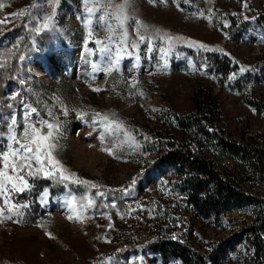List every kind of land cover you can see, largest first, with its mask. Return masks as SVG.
I'll return each mask as SVG.
<instances>
[{
  "label": "rangeland",
  "instance_id": "374dc122",
  "mask_svg": "<svg viewBox=\"0 0 264 264\" xmlns=\"http://www.w3.org/2000/svg\"><path fill=\"white\" fill-rule=\"evenodd\" d=\"M104 2L89 0V6ZM36 3L0 0V21H4L0 23V63H5L0 77L13 81L4 86V100H0V151L7 149L12 117L16 118L18 138H23L25 105L36 107L42 119H51V111L64 122L61 134L53 141L58 145L53 154L68 172L76 174L73 180H87L97 187L71 181L65 187L53 179L28 177L25 171L34 189L13 193L12 201L27 207L11 220L5 211L0 220V264H181L173 254L162 256L150 250L148 243L161 237L206 251L215 240L232 233L234 224L229 218L219 224L196 211L173 166H157L140 182L136 179L127 194L123 189L167 149L161 143L153 147L144 144L150 131L159 133L165 124L176 131L177 116L195 111L193 97L199 87H210L219 97L230 136L241 140L244 134L264 131V79L260 75L264 0H134L132 14L150 31L160 29L180 39L166 60L159 48L162 44L167 47V42L155 36L149 54L146 40L133 55L122 52L118 68L110 74L92 70L93 63L104 67L110 59L107 52H100L101 47L106 45L113 55L116 52L118 38L109 44V33L98 22V17L110 10L94 8L93 35L85 43L83 20L87 11L82 0H59L55 27L41 32L34 31V18L27 15ZM39 7L41 17L51 12L46 0H40ZM21 11L25 15H20ZM131 24L128 31L135 37L134 21ZM19 27L23 33L14 32ZM96 39L102 44L96 45ZM199 43L210 50L200 48ZM54 48L68 55L50 67ZM241 67L246 71L241 73ZM233 73L235 78L229 79ZM4 83L0 81V86ZM97 87L101 90L95 91ZM251 101H259L263 110ZM61 105L69 110L67 117ZM78 111L87 117L80 118ZM93 112L107 114L123 127L111 124V131L102 125L93 127ZM36 121L37 114H32L28 122L41 127ZM41 130L46 132V126ZM121 141L123 145L113 148V155L103 150ZM133 143L135 147L130 146ZM192 146L198 149L194 142ZM45 187L49 193L41 198ZM70 193L77 204L87 203V198L95 201L81 220L67 219L70 213L65 202ZM230 215L239 225L240 215Z\"/></svg>",
  "mask_w": 264,
  "mask_h": 264
},
{
  "label": "trees",
  "instance_id": "16d2710c",
  "mask_svg": "<svg viewBox=\"0 0 264 264\" xmlns=\"http://www.w3.org/2000/svg\"><path fill=\"white\" fill-rule=\"evenodd\" d=\"M261 23L264 25V15ZM14 32L23 33V28ZM260 75L264 79V63ZM0 81L6 82L0 86V100H4V86L13 81L3 76ZM193 100L195 111L177 116V132L167 124L159 133L150 129L144 144L161 143L167 149L136 179L140 182L157 166L175 167L196 211L219 224L229 218L234 231L215 240L206 251L161 237L147 247L162 256L173 254L181 264H264V131L244 134L241 140L230 136L219 97L210 87H199ZM251 102L263 110L259 101ZM231 213L240 215L239 225Z\"/></svg>",
  "mask_w": 264,
  "mask_h": 264
},
{
  "label": "snow or ice",
  "instance_id": "6c2138e0",
  "mask_svg": "<svg viewBox=\"0 0 264 264\" xmlns=\"http://www.w3.org/2000/svg\"><path fill=\"white\" fill-rule=\"evenodd\" d=\"M46 2L48 4V7L51 9L50 13H46L41 17L40 13L42 9L39 7L40 0H37V3L33 5V12L27 14L34 18V31L36 32L49 30L55 27L54 17L56 14V6L58 5L59 0H46ZM82 2L87 11V18L83 20L85 29L87 31L85 43H87L93 35V29L91 26L93 24L94 8L99 10H110L104 11V14L98 17V22H100L102 26L106 27V30L109 33V44H112L114 42V38H118L115 39V55L112 54V50L106 45L100 48V52L102 54L107 52L110 59L107 61L106 66L104 67H101L97 63H93V72L103 71L106 74L112 73L113 70L118 68L119 62L122 58V52H124L128 56H131L136 50L139 49L140 44L144 43L146 40L149 44L146 52L151 54L153 52L151 41L157 35L159 36V39L161 41L167 42V47L163 46L162 44L159 48V52L162 54V58L166 60L167 56L172 51L174 42L177 39H180L179 37H173L171 35H168L167 33H163L160 29H154L150 31L148 25L144 24L139 18H136L132 14L134 12V0H122L121 3H113L112 0H105L104 3H97L93 6H89V0H82ZM2 6L3 5H0V7ZM244 6L247 7V4L245 3ZM20 15H25V13L21 11ZM200 15L203 16L204 13L201 12ZM106 16L108 17L107 20L105 18ZM245 18L247 19V17ZM132 21H134L135 25V27L133 28L135 37H133L128 31V28L132 26ZM3 22L4 21H0V23ZM225 26H227V21H225ZM141 28H143V34L141 33ZM94 43L96 45H101L102 41L100 39H96ZM15 47H17V45H13V48ZM199 47L205 50H210L208 46L203 43H199ZM89 51L94 50L89 49ZM9 55H11L10 52ZM67 55V52L62 49H52V56L50 57L49 66L52 67L54 65H58V63ZM139 58V55H137L136 59L139 60ZM23 59L24 56L21 55L20 60ZM4 67L5 63H0V69ZM239 71L243 73L246 71V69L241 67ZM235 75V73L231 74L229 76V79H234ZM21 83L23 84L24 81L21 80ZM94 90L100 91L101 89L97 87ZM139 94L143 95V92H140ZM25 108L27 109V111L25 113V123L23 126V138H18L17 131H15V128L17 127L16 118L12 117V122L8 125V135L6 137L9 141V143L7 144V149L4 151H0V163H2L3 165V167H0V197L3 198V205L0 206V220H3L5 218V211L7 212L6 218L11 220L13 218V215H16L17 217L22 215L21 209L27 207V205L18 204L16 202H13L11 199L13 193H23L26 190L31 191L34 189V184L30 183L29 180L25 178V171L28 177H43L46 179H53L57 183L63 184L65 187H68V184L66 182L69 181L76 184H91L92 188L97 187V185L87 180H73V177H75L76 174L68 172L61 161L57 159L53 154V150L58 146L53 141L56 140L61 134L64 122L58 120L56 117H53L51 111L48 112V116L51 117V119H42L39 118L38 109L36 107L25 105ZM61 111L65 117L68 116L69 110L66 106L61 105ZM153 111H155V109H153ZM32 114H37L36 122H38L41 127L38 128L35 126V123L28 122L29 117ZM78 116L80 118H86L87 113L78 111ZM97 121H99V123H97ZM91 123L93 127H100L102 125L105 131H111L110 125L117 124V121L110 120L107 114L93 112L91 116ZM45 126L47 129L46 132L41 130ZM117 126L123 127L122 122L117 124ZM125 135H127V133H125ZM100 139L102 142L105 139V135L103 132L101 133ZM123 143V141L114 143L112 147H105L103 148V150L110 155H113V148L121 147ZM130 146L135 147L136 145L133 143ZM145 155L147 154L145 153ZM9 169L11 170L10 172ZM141 172H143V169H141ZM135 183L136 177H133L131 184L128 186V188L123 189V191L127 194L129 189L133 185H135ZM48 193L49 189L45 187L42 190L41 198L47 196ZM96 195L102 196L103 193L97 192ZM80 199L81 201H83L85 197L82 196ZM76 200L77 198L75 196H71V198L66 200L65 202V206L70 213L67 216L68 220L83 219L85 210L92 207L95 203V201L91 198H87V203L81 202L80 204H77ZM112 206L115 207V201H113ZM42 226L43 225H41V227ZM112 226L113 225L109 223L108 227L111 228ZM46 234L49 236L52 235L51 233ZM172 238H175V236H173Z\"/></svg>",
  "mask_w": 264,
  "mask_h": 264
}]
</instances>
